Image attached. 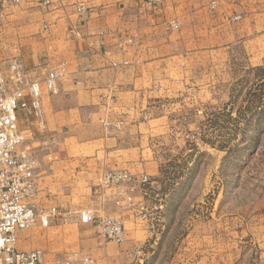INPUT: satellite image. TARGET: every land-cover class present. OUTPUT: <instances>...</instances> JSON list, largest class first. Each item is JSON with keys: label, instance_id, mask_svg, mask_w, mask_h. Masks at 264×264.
Returning <instances> with one entry per match:
<instances>
[{"label": "crops", "instance_id": "crops-1", "mask_svg": "<svg viewBox=\"0 0 264 264\" xmlns=\"http://www.w3.org/2000/svg\"><path fill=\"white\" fill-rule=\"evenodd\" d=\"M209 31L264 34V0H163L162 5L147 0H0L2 74L12 60L34 71L38 80L60 62L66 64L54 92L42 86L41 115L19 113L20 127L40 149L36 202L46 204L48 196L65 204L73 198L75 204L82 201L76 197L85 195L90 209L80 210L122 217L127 239L114 246L116 255L104 256L109 264L135 252L130 248L139 235L129 214L120 215L116 201L122 196L101 192L98 180L106 170H126L160 184L158 161L142 151V135L156 127L144 120V102L162 94L177 97L179 84L184 85L179 91L191 92L187 72L178 73L192 61L185 51L205 49L203 37ZM148 166L151 172L145 171ZM140 196L137 189L134 199ZM79 208L76 204L73 210ZM222 254L184 250L174 256L185 264H195L190 260L198 257L201 264L209 259L219 264Z\"/></svg>", "mask_w": 264, "mask_h": 264}, {"label": "rangeland", "instance_id": "rangeland-1", "mask_svg": "<svg viewBox=\"0 0 264 264\" xmlns=\"http://www.w3.org/2000/svg\"><path fill=\"white\" fill-rule=\"evenodd\" d=\"M175 24L173 30L178 31ZM203 39L205 49L185 51L192 61L186 71L178 73L187 72L191 92L182 93L179 90L184 85L179 84L177 97L162 94L144 102V120L156 127L142 135L146 145L142 151L146 158L158 161L162 172L160 184L147 174L129 172L133 177L150 179L147 195L139 187L133 193L134 197L137 189L141 191L133 209L145 219L137 220L133 211L121 208L126 200L124 190L102 189L101 177L98 180L101 192L115 191L122 196L116 201L120 215L129 214L139 235L133 248L128 245L135 252L110 264H136L138 249L147 253L144 264H185L184 259L174 256L184 250L197 255L219 250L223 253L219 264H264V34L232 36L227 31L224 35L209 31ZM177 53L181 56L184 52ZM8 65H4V75ZM33 145L39 156V147ZM145 171L152 169L148 166ZM76 199L82 201L73 204L72 198L65 204L47 196L46 204L40 206L63 210L66 220L21 232L18 249L40 251L49 264L62 261L70 252L109 264L104 256L116 255L114 246L126 241L125 225L123 243L106 241L97 224L78 222L80 209H90V197ZM76 204L81 206L79 210H73ZM94 214L123 222L122 217ZM192 262L201 264L199 257ZM217 262L209 259L208 264Z\"/></svg>", "mask_w": 264, "mask_h": 264}, {"label": "built area", "instance_id": "built-area-1", "mask_svg": "<svg viewBox=\"0 0 264 264\" xmlns=\"http://www.w3.org/2000/svg\"><path fill=\"white\" fill-rule=\"evenodd\" d=\"M19 0H15L18 3ZM161 4L163 0H149ZM79 13L85 15L83 7ZM172 27L176 28L175 22ZM65 63H59L45 79L35 78L34 71H28L19 62L9 66L6 75L0 72V264H49L40 251L23 252L18 249L21 232L39 226L49 228L56 221H65L67 213L57 207H42L37 204V175L39 156L26 132L20 127L19 113L41 115L42 86L54 92L56 81L63 75ZM52 144H57L53 142ZM150 179L146 176L133 177L125 170L106 171L101 175L102 189H122L126 200L123 210L133 211V216L145 219L137 209H133V193L136 187L147 195ZM118 204H120L118 202ZM82 224H97L103 238L108 242L121 244L125 241L124 224L119 219L97 218L91 210L77 214ZM147 253L138 249L136 264H144ZM50 264H98L90 255L70 252L62 261Z\"/></svg>", "mask_w": 264, "mask_h": 264}]
</instances>
